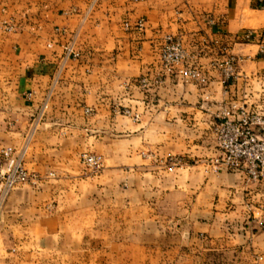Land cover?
Segmentation results:
<instances>
[{
  "label": "crops",
  "instance_id": "crops-1",
  "mask_svg": "<svg viewBox=\"0 0 264 264\" xmlns=\"http://www.w3.org/2000/svg\"><path fill=\"white\" fill-rule=\"evenodd\" d=\"M247 31L264 34V0H0V151L23 149L39 179L0 210V264L60 233L82 235L66 248L81 264H264V182L210 167L222 108L264 111V56ZM166 37L204 85L163 73ZM83 153L102 156L99 175H85Z\"/></svg>",
  "mask_w": 264,
  "mask_h": 264
},
{
  "label": "built area",
  "instance_id": "built-area-1",
  "mask_svg": "<svg viewBox=\"0 0 264 264\" xmlns=\"http://www.w3.org/2000/svg\"><path fill=\"white\" fill-rule=\"evenodd\" d=\"M8 30H11L8 27ZM60 35L65 31L56 29ZM243 41L248 43L256 40L258 54L264 56V34L258 36L253 31L243 35ZM74 39H70L64 47L65 57L77 59L79 55L73 50ZM186 54L181 44L172 38H167L161 51V67L165 73L177 70L184 79L203 83L204 80L197 74L195 68L184 65ZM238 60L229 56L218 65L222 73L221 83L231 84L236 76ZM31 94H29L30 96ZM46 108L43 105L42 110ZM222 112L216 115L214 126L216 146L219 158L214 159L217 169L226 168L235 173L244 174L250 181L258 183L264 180V115L252 113L244 107L231 105L223 107ZM23 149L18 155L7 148L2 151L4 168L0 171V201L18 185L25 184L28 173L22 166ZM83 162L98 169L99 163L94 157H83Z\"/></svg>",
  "mask_w": 264,
  "mask_h": 264
},
{
  "label": "rangeland",
  "instance_id": "rangeland-1",
  "mask_svg": "<svg viewBox=\"0 0 264 264\" xmlns=\"http://www.w3.org/2000/svg\"><path fill=\"white\" fill-rule=\"evenodd\" d=\"M8 27H10L11 30H8ZM3 28H4L3 30L7 33H10L13 31V27L10 25H7V24L3 25ZM136 28L142 29L143 23H138L136 25ZM167 38H172V37H166V39ZM166 39H165V42H166ZM162 49H163V47H162ZM162 49H161V51H162ZM160 60H161V54H160ZM218 70H219L218 74H219V77L221 79L222 73H221L220 69H218ZM162 71L165 75H177V76L183 78L177 70H174L171 73H165L163 69H162ZM196 72L204 80L203 83H199V82H197V83L204 85L206 83V78L197 69H196ZM235 78H236V76H235ZM185 80L194 81V80H190V79H185ZM233 81H235V79ZM141 84H144L143 80L141 81ZM243 107L245 108V106H243ZM221 112L222 111H220L219 113H221ZM259 114L264 115V111L259 112ZM121 115L126 116V117H132L133 121L137 119V116L136 115L132 116L128 109H123L121 111ZM5 149H7V148H3L0 151V159H1L0 171L3 170V168H4L5 162H4V158H3L1 152L4 151ZM10 149H12V148H10ZM12 150L15 152V155H18L20 152V151L16 152L14 149H12ZM21 155H22V166L29 175L28 180L25 184H21V185H18L17 187H15V189L10 191L8 193V195L3 200L0 201V210L3 208L4 204L6 203L7 198L13 192H15V190L23 189V188L33 189L37 184V180H39L37 175L34 172H29L26 169V167L24 166L23 151H22ZM141 155L145 159H150L153 162L159 163L161 166H163L169 172H173L177 169H182L186 165L185 161L180 156H175V155L170 154V155H166L165 157L159 159V158H155L154 155H152L150 153H142ZM84 156L94 157L98 161L100 167L98 169H95V167L93 168L91 166L86 165L83 162ZM217 158H219V156ZM214 159H216V158H214ZM214 159H212L211 160L212 162L210 163L211 172L218 173L221 170H227L229 172H232L229 169H226L224 167L217 169L213 163ZM79 163L83 167V170H84V173L86 176H97L103 170V158H102V156L97 155V154L83 153L79 156ZM233 173H235V172H233ZM237 174H242V173H237ZM261 182H264V180ZM261 182H258V183H261ZM46 208L51 209V210L53 209V207L51 205H47ZM81 238H82L81 234L66 235L65 233H60V234L55 235V236H49V234H43L41 237L38 238V240H40V243H38V245H40V247H38V248H34V249L27 248L26 250L21 249L20 251H16V252H14L12 250H6L5 252L2 251L1 254L4 257H5V255H7V258H6L7 261H23L24 264H67L69 261H71L72 264L73 263L74 264H81L83 251L81 249H74V250L73 249H66L67 246L69 247L71 244L81 245V243H80ZM72 261H74V262H72Z\"/></svg>",
  "mask_w": 264,
  "mask_h": 264
}]
</instances>
